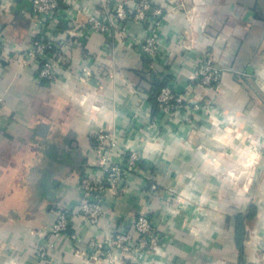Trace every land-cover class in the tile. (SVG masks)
I'll use <instances>...</instances> for the list:
<instances>
[{"label": "crops", "instance_id": "obj_1", "mask_svg": "<svg viewBox=\"0 0 264 264\" xmlns=\"http://www.w3.org/2000/svg\"><path fill=\"white\" fill-rule=\"evenodd\" d=\"M140 1H60L66 21L47 33L65 62L41 83L27 54L31 2L0 0V264H264V0H148L163 11L165 54L154 65L138 47L141 23L77 35L89 15ZM203 51L225 69L218 92L191 79ZM157 80L183 99L171 118L153 104ZM98 135L115 143L101 151L111 160L130 150L142 160L106 195L99 228L73 214L76 240L54 241L47 232L59 208L75 210L80 177H102ZM139 215L156 228L154 250L92 257L90 241L128 231Z\"/></svg>", "mask_w": 264, "mask_h": 264}, {"label": "built area", "instance_id": "obj_2", "mask_svg": "<svg viewBox=\"0 0 264 264\" xmlns=\"http://www.w3.org/2000/svg\"><path fill=\"white\" fill-rule=\"evenodd\" d=\"M60 1L64 0H30L36 28L32 35L31 49L27 54L38 64L37 77L41 83L52 81L56 68L65 62L64 54L60 53L62 48L58 40L49 37L47 33V31L59 30L61 23L66 21L64 11L59 6ZM162 17V9L152 7L148 0H141L133 8L117 3L110 12L89 15L86 24L77 31V35L79 32L85 35L90 32L105 34L110 31L120 34L125 21L133 20L141 23L146 26L147 35L142 41L137 42L138 47L142 57L154 65L159 63L165 54L161 34ZM3 47L0 35V55L4 50ZM224 70L211 51H203L198 58L195 73L191 79L196 80L198 85L204 89L218 92ZM165 83L157 94L156 102L161 115L171 118L177 108L181 107L183 99L174 92L171 81ZM210 105L211 102L208 103V107ZM194 107L196 110L200 108L197 105ZM208 107L205 108L206 113L209 110ZM106 138L105 135L97 137L101 142L98 156L102 177L95 178L89 174L80 177V197L75 210L59 208L55 213L54 222L47 232V236L54 241L66 234L72 241L76 240L75 233L68 234L73 214L80 216L90 227L99 228L100 220L104 214L106 195H117L123 184L138 169L142 160V154L138 151L130 150L126 159L121 162L113 161L103 154L101 152L103 149H113L115 146L111 139L108 142ZM150 188L153 192L158 190L154 184ZM158 238L154 224L147 216L139 215L128 231H108L103 240L90 241L89 248L93 252L94 259L102 254L110 262H114L118 254L119 257H125L128 260H141L147 253L155 249ZM106 247L109 248V251L108 249L104 250ZM36 253L40 260H46L47 253L41 247L37 248Z\"/></svg>", "mask_w": 264, "mask_h": 264}, {"label": "trees", "instance_id": "obj_3", "mask_svg": "<svg viewBox=\"0 0 264 264\" xmlns=\"http://www.w3.org/2000/svg\"><path fill=\"white\" fill-rule=\"evenodd\" d=\"M166 81L163 80L162 82L160 80H157L156 81V84H155V91H154V106L158 109L157 107V102H156V97H157V94L159 93L160 89L166 84L165 83ZM252 212H253V209H252ZM238 229H237V234H238V240L237 242L239 243V238L241 237L242 235V225H241V219L238 218Z\"/></svg>", "mask_w": 264, "mask_h": 264}, {"label": "rangeland", "instance_id": "obj_4", "mask_svg": "<svg viewBox=\"0 0 264 264\" xmlns=\"http://www.w3.org/2000/svg\"><path fill=\"white\" fill-rule=\"evenodd\" d=\"M178 196H179V195H178ZM176 197H177V196H175V197L173 196L172 198H176ZM177 198H178V197H177ZM179 198L182 199L181 196H179ZM184 200H185V201H184ZM187 200H188V199H184V198H183V201H184V202H186ZM177 202L179 203L180 200L177 199ZM182 203H183V202H182ZM179 204H180V203H179ZM199 211H201V208L199 209ZM156 233H157V232H156ZM158 242H159V240H158ZM158 242L156 243V247H157V245H158ZM151 251H152V250H151ZM122 258L127 259V258H125V257H122ZM130 261H134V260H130ZM120 262H124V260H121Z\"/></svg>", "mask_w": 264, "mask_h": 264}]
</instances>
